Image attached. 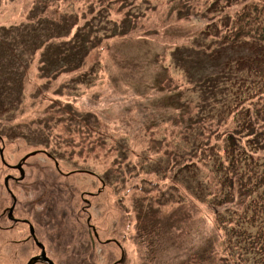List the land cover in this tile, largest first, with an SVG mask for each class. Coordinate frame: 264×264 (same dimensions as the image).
<instances>
[{
  "label": "rangeland",
  "instance_id": "obj_1",
  "mask_svg": "<svg viewBox=\"0 0 264 264\" xmlns=\"http://www.w3.org/2000/svg\"><path fill=\"white\" fill-rule=\"evenodd\" d=\"M207 1L0 0V111L13 106L0 127L30 136L11 146L16 157L42 148L52 156L29 162L39 189L49 177V229L38 236L56 264H113L122 249V264H208L223 255L214 213L188 190L209 172L196 164L192 180L183 169L194 164L196 136L211 135L199 125L209 112L197 115L199 98L173 53L202 41L212 20L262 0H230L221 14L207 13ZM99 179L102 194L85 196ZM83 199L91 201L85 215ZM88 217L101 240L94 248Z\"/></svg>",
  "mask_w": 264,
  "mask_h": 264
},
{
  "label": "trees",
  "instance_id": "obj_2",
  "mask_svg": "<svg viewBox=\"0 0 264 264\" xmlns=\"http://www.w3.org/2000/svg\"><path fill=\"white\" fill-rule=\"evenodd\" d=\"M231 7L230 0H210L205 9L221 14ZM198 39L173 55L185 86L199 98L197 115L209 112L199 125L210 128L211 135L206 141L201 133L196 136L194 164L183 168L192 180L199 177L196 164L209 172L205 185L188 187L214 213L223 255L211 256L208 264H264V0L212 20ZM215 39L214 49L203 45ZM78 52L76 44L63 65ZM78 78L74 81L80 83L83 77ZM188 123L191 128L198 121L191 116ZM238 200L242 207L230 210Z\"/></svg>",
  "mask_w": 264,
  "mask_h": 264
},
{
  "label": "flooded vegetation",
  "instance_id": "obj_3",
  "mask_svg": "<svg viewBox=\"0 0 264 264\" xmlns=\"http://www.w3.org/2000/svg\"><path fill=\"white\" fill-rule=\"evenodd\" d=\"M0 125L3 126L5 123ZM10 134L4 136L2 127H0V170L3 172V180L0 182V237H4L2 243H0V264H47L40 260L41 248L36 245L33 234L34 232L35 234L39 233L42 238L45 236L46 230L49 229L50 209L49 203H47V191H43V194L42 192L39 193L40 180L35 181L33 179L34 167L29 160L32 157L30 154L34 150L26 152L19 157H16L15 150L12 151L11 146L13 144L20 141H31L30 136H18L12 132ZM9 148H11L12 152H10ZM41 151L45 152L43 149ZM25 182H27L26 185H24ZM41 187L44 189L48 188V176L43 177ZM87 195L90 198H94L97 194L88 193ZM19 200H21V204ZM83 201L87 200L83 199ZM87 202L89 203H85L86 206L83 208L84 214L91 207V201ZM34 209H41L44 216L42 218L35 217ZM91 221V217H88L86 224L88 225V234L94 248L96 240L99 242L101 240L95 234L96 230L91 225ZM28 242L32 245H29ZM110 242H114L121 249V246L116 241L107 240L104 244ZM39 244L42 245L40 240ZM43 246L49 257L47 246ZM34 248L37 250L36 253ZM35 258H39V260L34 262ZM124 258L125 253L122 249L120 259L113 264H121ZM50 259L53 260L51 257Z\"/></svg>",
  "mask_w": 264,
  "mask_h": 264
}]
</instances>
